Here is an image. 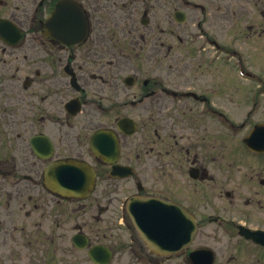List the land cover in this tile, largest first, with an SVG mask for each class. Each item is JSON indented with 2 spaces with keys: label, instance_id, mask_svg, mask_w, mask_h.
Here are the masks:
<instances>
[{
  "label": "flooded vegetation",
  "instance_id": "af4514ba",
  "mask_svg": "<svg viewBox=\"0 0 264 264\" xmlns=\"http://www.w3.org/2000/svg\"><path fill=\"white\" fill-rule=\"evenodd\" d=\"M218 33L260 43L264 0H0V264H264V178L241 171H264L243 143L264 86L232 66L236 125L207 81L214 53L237 54ZM239 135L254 161L234 160ZM133 198L169 229L188 215L189 245L145 244ZM28 228L51 241L5 244Z\"/></svg>",
  "mask_w": 264,
  "mask_h": 264
},
{
  "label": "rangeland",
  "instance_id": "374dc122",
  "mask_svg": "<svg viewBox=\"0 0 264 264\" xmlns=\"http://www.w3.org/2000/svg\"><path fill=\"white\" fill-rule=\"evenodd\" d=\"M217 38L220 40L218 42L224 45H229L228 47H230L233 50H236L237 54L231 56L230 54L228 55V53H225V52L217 51L216 54L214 53L213 58L216 64L214 62L213 65H209L208 73L211 74L209 75L211 78L207 79V81L215 82V83L217 81V83H219V86H220L221 95H222V92H226V94L224 95L225 97H221L222 99L220 100V103L222 105L221 104L220 105L224 108L226 107L228 109V112L234 115V117L236 118V125H238L240 124V121L242 120V118L245 117L243 109L246 110L247 108H244L243 105H240V102L242 101V99L236 100L235 102H231V100H229L227 97L228 95L227 91L228 90L232 91L231 98L238 92H240L242 96H245L244 94H242V90H244L242 88L245 85L243 84V81H240L239 78L234 75V73H231L232 72L231 70L233 69L236 71V69H234L235 66L240 67L241 65L245 64V66L250 67L249 70H252V79L254 80V83L251 82L252 88H254L256 85H259L258 83H260V80L262 81V83L260 84L264 86V36L261 39L260 43L256 42L254 39H250L247 42H245L241 40L240 38H238L242 44L240 43L238 39L232 40L231 42L230 34L218 33ZM188 43L190 45L184 46V48L194 49L199 42L192 43L191 41H188ZM228 47L226 46V48ZM176 48H178V46L174 45L173 46L174 51H176ZM182 49H183V46H181V50ZM206 52L207 53H206L205 58L208 59L212 55V52L210 51H206ZM174 55H175V58L178 59V55L177 54H174ZM193 58L195 59V57ZM193 58L191 59L190 63L197 64V62H195ZM183 59L185 60V58ZM216 70L218 71V73H216ZM215 76H217V78H215ZM229 85L236 86V90L228 87ZM237 87H239V89ZM247 87L248 86L246 85V88ZM226 102H227V106L225 105ZM252 111L254 113L250 117L252 119L251 122L255 120L264 121V98L263 97L261 99L260 104L258 103V106H256L255 110H252ZM239 147L242 148V145L240 144V135L235 137V149L233 151L235 161H254L255 160L254 157L248 158L245 154L240 152ZM241 171L246 172L248 174L254 173V172L259 173L260 174L259 178L261 177L264 178V171L259 169L256 164H252V165L247 164L246 167L243 168ZM258 181H259L258 179L255 180V182L257 183ZM256 189H258V187H256ZM263 191H264V187H263ZM259 199L263 200V196H260ZM240 208L246 209L244 205H241ZM246 210H249V209H246ZM61 229H62L61 231H57V233L54 234V239L56 240V236L59 235L60 237H62L63 244H66V241H67L66 236H68L69 234L66 232L65 227H62ZM46 231H42V233L40 234V231H36L35 229L28 228L27 231L25 230L22 233H17V234L13 233V235L6 241L5 244H40V240H43L41 237H43L47 241L49 240L46 238L50 237L49 239L51 241L52 239L51 235L53 233L47 232L48 235H46ZM201 237L202 236H199L196 239L199 240Z\"/></svg>",
  "mask_w": 264,
  "mask_h": 264
},
{
  "label": "water",
  "instance_id": "95a60500",
  "mask_svg": "<svg viewBox=\"0 0 264 264\" xmlns=\"http://www.w3.org/2000/svg\"><path fill=\"white\" fill-rule=\"evenodd\" d=\"M264 131V126H258L253 129L251 134L244 139L245 144L249 148H257L262 143V133ZM143 209L140 213V217L136 218V222L138 226L142 229L143 235L146 239H150L151 242H157L159 245L165 246L166 248L175 251L183 247V243L189 242L194 235L195 226L191 222V219L187 217H182V222L177 224L179 227H171L169 230L168 228L164 227L165 218L159 213L153 212L150 209V204L147 203L142 206ZM139 212V211H138ZM132 213V212H131ZM133 216V215H132ZM161 223L162 229L159 228L158 231H151L148 225L150 223ZM136 224V225H137ZM177 228H182L181 231H178ZM259 234V233H257ZM171 242V244H168Z\"/></svg>",
  "mask_w": 264,
  "mask_h": 264
}]
</instances>
